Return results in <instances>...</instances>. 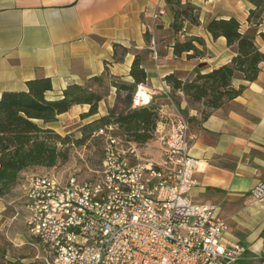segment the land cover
I'll use <instances>...</instances> for the list:
<instances>
[{
    "label": "crops",
    "instance_id": "crops-1",
    "mask_svg": "<svg viewBox=\"0 0 264 264\" xmlns=\"http://www.w3.org/2000/svg\"><path fill=\"white\" fill-rule=\"evenodd\" d=\"M189 1L199 8L201 25L190 27L187 36L205 40L206 56L202 59L174 55L172 15L164 13V0H0V98L4 92L26 90L28 81L40 78L52 80L49 99L61 98L72 84L96 90L102 83L109 92L98 114L82 119L90 106L76 105L50 125L62 135L75 131L69 130L72 123H78L79 130L114 108L116 84L133 83L130 70L135 55L149 48V31L156 38L159 57L157 61L149 57L144 85L154 93L151 104L160 106L165 119L158 125L186 111L193 138L191 155L203 161L195 175L200 185L192 190V200L218 206L231 228L228 241L244 244L249 256H264V204L255 203L250 195L256 184L264 182V63L256 81L236 80V87L246 85L242 94L206 120L190 108L181 92L176 94L180 103L177 106L164 81L169 74L190 80L199 69L204 74L229 63L234 50L224 37L213 39L206 24L213 18L236 17L244 26L255 6L249 0ZM263 25L264 20L257 27L258 33L264 32ZM251 28L246 26L245 31ZM261 41L258 36L257 42L264 50ZM116 44L128 50L123 60L114 59ZM118 54L122 56L121 48ZM96 77L102 78L100 82L95 81ZM9 207L10 200L0 198V235L7 228L3 222L12 225L15 221ZM11 229L17 236L11 242L19 248L26 232L18 225ZM9 230L4 235H9ZM4 260L5 264H38L20 258L17 262L7 256Z\"/></svg>",
    "mask_w": 264,
    "mask_h": 264
},
{
    "label": "built area",
    "instance_id": "built-area-1",
    "mask_svg": "<svg viewBox=\"0 0 264 264\" xmlns=\"http://www.w3.org/2000/svg\"><path fill=\"white\" fill-rule=\"evenodd\" d=\"M149 48L157 61L155 37ZM153 97L140 84L132 107L149 106ZM190 129L182 112L158 125L153 156L118 124L100 126L92 134L103 144L99 167L87 176L28 177L23 196L10 203L13 219L23 220L49 264H264V256L228 241L231 228L218 206L192 200L203 161L191 155ZM250 195L264 204V182Z\"/></svg>",
    "mask_w": 264,
    "mask_h": 264
},
{
    "label": "trees",
    "instance_id": "trees-1",
    "mask_svg": "<svg viewBox=\"0 0 264 264\" xmlns=\"http://www.w3.org/2000/svg\"><path fill=\"white\" fill-rule=\"evenodd\" d=\"M164 1V13L169 12L172 15L170 28L174 37V55L182 57L187 54L190 60L204 58L205 40L187 36L190 27L201 25L199 8L189 0ZM249 1L255 9L250 11L248 23L257 28L263 21L264 0ZM254 16L259 19L256 23L251 22ZM206 30L213 39H226L228 47L234 50L231 61L208 73L203 74L199 69L190 80H184L177 74H169L164 78L177 106H180V103L176 94L181 92L187 98L190 108L198 110L203 120L240 96L246 85L236 87L235 81H256L261 64L264 63V50L257 42L258 36L264 42V32L258 33L257 29L252 32V28L244 31L242 23L236 17L213 18L206 24ZM151 39L152 35L147 31L146 40L149 46ZM119 48L122 49L121 57L118 54ZM127 52L126 48L116 44L115 61L123 60ZM150 56L152 57L150 48L136 54L130 70L133 83L116 84L118 92L127 93L128 107L121 112H117L116 108L111 109L107 116L82 125L79 128L82 135L79 137L72 133L62 135L50 125L56 123L60 115L68 113L76 105L90 106L89 111L81 115L82 119L98 114L99 105L106 92H109L108 87L102 83V88L96 90L88 85L72 84L58 99L48 97V93L53 90L50 78L30 80L26 90L4 92L0 98V198H14V191L23 185V175L29 170L54 168L66 163L76 147L91 139L97 140L92 134L104 124H118L122 135L138 145L154 140L159 122L165 120L160 106L150 104L131 109L138 85L147 82L146 63ZM101 79L96 77L95 81L100 82ZM5 257L6 253L0 246V258Z\"/></svg>",
    "mask_w": 264,
    "mask_h": 264
},
{
    "label": "rangeland",
    "instance_id": "rangeland-1",
    "mask_svg": "<svg viewBox=\"0 0 264 264\" xmlns=\"http://www.w3.org/2000/svg\"><path fill=\"white\" fill-rule=\"evenodd\" d=\"M264 20V15L262 16ZM249 20H246V22H244V26H243V30H246V26H250L251 24L248 23ZM257 21H259L258 18H256L255 16L251 18V22L256 23ZM257 28H255V26H252V32L256 31ZM262 30H264V25L261 28ZM261 43L263 44V42L261 41ZM104 91V90H102ZM108 93V92H106ZM117 93V99H116V103L114 105V108L117 109V112H121L123 110H125L128 107V104L126 102V92H116ZM174 99V97H173ZM133 106V105H132ZM113 108V109H114ZM131 109H134L133 107H131ZM184 116L185 114L182 113ZM80 125L78 123H72V126L69 128V130H75L72 132V135L79 137L80 135H82V133L80 132V130H77V128ZM155 140V138H154ZM150 141L146 144L143 145L142 148H144V152L146 153V155L148 154H152L153 156L155 155V153H157V146L158 144L154 141ZM102 142L101 140H96V139H91L90 141H88L87 143H85L84 145L80 146V147H76L74 149V151L71 152L69 160L66 163L60 164L57 167L54 168H40V169H34V170H29L26 174H24V182L23 185L20 186L19 188H17L14 191L15 197L10 199V203L16 202L20 197L23 196V187L25 185V181L28 177L30 176H34V175H38V176H43L46 175L50 172H63L65 171L67 174L68 173H72V172H79V174H81L82 176H87L90 174V169H96L99 167V163L101 162V157H102ZM80 154H82L84 156V159L80 158ZM54 169V170H53ZM10 212L13 214V208L10 206ZM5 225V227H10L9 235H4V232L7 230H5V228H3L2 233H1V237H0V246L1 248L5 251L6 256L8 259L11 260H15L17 261L19 258L21 259H26V261L28 262H35L38 264H49L47 262V260L45 261V259L43 258V246L42 244L34 239L33 237H31L27 231H26V227L25 224L23 222L22 219H18L15 220L14 223L12 225H10L9 222H3ZM18 225V227L21 229V231L26 232L25 233V238L26 240H23L22 238L21 241L24 242L23 245L19 246V248H16L14 246V244L16 243H12L11 240L17 239V236H15V234L13 233V229H11L13 226ZM12 236V237H11ZM15 242V240H13ZM28 243V244H27ZM0 258V264H5V260ZM20 262V261H17Z\"/></svg>",
    "mask_w": 264,
    "mask_h": 264
}]
</instances>
